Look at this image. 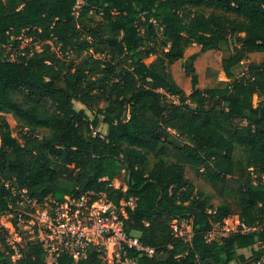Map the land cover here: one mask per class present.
Returning a JSON list of instances; mask_svg holds the SVG:
<instances>
[{"label": "trees", "instance_id": "1", "mask_svg": "<svg viewBox=\"0 0 264 264\" xmlns=\"http://www.w3.org/2000/svg\"><path fill=\"white\" fill-rule=\"evenodd\" d=\"M24 37L36 46L21 48ZM195 44L234 48L222 61L227 80L200 90L193 79L187 95L171 66ZM9 48L20 51L13 58ZM255 53L264 54V0H0V216L15 201L7 171L40 205L85 192L115 205L134 199L126 231L156 254L131 251L137 264L259 261L264 62L244 69ZM188 165L218 205L186 177ZM122 173L126 189L113 185ZM234 214L257 230L209 242L213 225ZM175 219L192 222L190 240L175 237ZM20 253L14 260L0 234V264H106L96 246L80 261L62 254L50 262L29 239Z\"/></svg>", "mask_w": 264, "mask_h": 264}, {"label": "built area", "instance_id": "2", "mask_svg": "<svg viewBox=\"0 0 264 264\" xmlns=\"http://www.w3.org/2000/svg\"><path fill=\"white\" fill-rule=\"evenodd\" d=\"M8 51L12 52L11 56L14 58V51L11 48ZM3 183L6 188L11 189L15 201L12 200L9 211L0 216V234H4L7 244L14 250V260L21 257L24 232L33 235L29 240L42 244L50 262L56 261L62 254L71 256L75 261L84 260L94 246L98 250H104L106 264H137L129 256L131 251L144 253L149 257L156 255L153 248L144 245L138 236L126 231L127 208L134 207L132 198L115 205L104 194L85 192L78 196L65 195L62 200L53 204L40 205L30 197L27 189L13 186L12 179H3ZM227 219L213 225L207 234L209 242L220 241L236 232L257 230L247 228L239 217L237 226L229 227ZM171 229L175 237L187 241L191 239L190 220L175 219L171 223ZM259 248L256 245L254 250ZM250 264H264V256Z\"/></svg>", "mask_w": 264, "mask_h": 264}, {"label": "rangeland", "instance_id": "3", "mask_svg": "<svg viewBox=\"0 0 264 264\" xmlns=\"http://www.w3.org/2000/svg\"><path fill=\"white\" fill-rule=\"evenodd\" d=\"M22 47L25 48H32L36 45L28 38L23 39V42L21 43ZM21 47V48H22ZM37 48H39L37 46ZM234 48V45H230V47L227 44H222L219 50H208L203 51L201 46L199 45H193L192 47L188 48L185 52V56L182 60L174 63L171 66V73L177 82V84L185 91L187 95H190L193 91L194 83L193 79L196 83L197 89L204 90L209 87H214L216 84L220 81L227 80L223 71H222V61L226 57H229L231 54L232 49ZM20 51L16 49L14 51V55H17L16 52ZM193 58V60H192ZM153 58H150L147 60V62H151ZM264 62V54H251L249 57V60L244 65L245 72L247 71V66L251 63H263ZM190 68L193 69V71H190ZM240 76V75H239ZM254 104L258 105V103L261 101V99L255 94L254 96ZM76 109H86L84 106H82L79 103H76L75 105ZM89 117L91 119L94 118V113L87 110ZM6 119L8 120L9 124L12 128H14L17 125L16 120L12 117V115L8 114L6 115ZM98 131L101 133L106 132V126L104 124H100L98 127ZM182 141L185 143H190L189 139L182 138ZM3 179L9 178L8 172L5 171L1 174ZM186 177L190 179L198 189L205 190L206 192L212 193L214 195L213 203L215 205H218L222 198L215 194L212 187L205 182L201 177L197 176L194 172V169L188 165L186 167ZM113 185L118 187L125 188V174L122 173L115 181H113ZM233 209L236 210L235 204H233ZM238 215L234 214L230 216L226 223L229 227H236L238 224ZM32 234L30 232H24V240L31 239ZM248 258L252 256V251L247 250L244 252ZM232 264H238V263H232Z\"/></svg>", "mask_w": 264, "mask_h": 264}, {"label": "crops", "instance_id": "4", "mask_svg": "<svg viewBox=\"0 0 264 264\" xmlns=\"http://www.w3.org/2000/svg\"><path fill=\"white\" fill-rule=\"evenodd\" d=\"M124 189H126V187ZM247 250H250V249H241V250H239V252L245 254L244 252Z\"/></svg>", "mask_w": 264, "mask_h": 264}]
</instances>
